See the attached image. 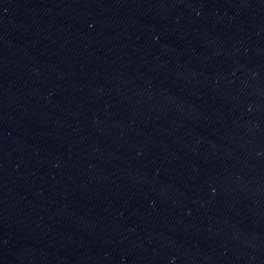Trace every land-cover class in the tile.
<instances>
[{"label":"water","instance_id":"95a60500","mask_svg":"<svg viewBox=\"0 0 264 264\" xmlns=\"http://www.w3.org/2000/svg\"><path fill=\"white\" fill-rule=\"evenodd\" d=\"M0 264H264V0H0Z\"/></svg>","mask_w":264,"mask_h":264}]
</instances>
